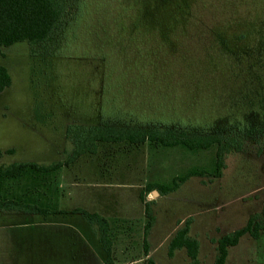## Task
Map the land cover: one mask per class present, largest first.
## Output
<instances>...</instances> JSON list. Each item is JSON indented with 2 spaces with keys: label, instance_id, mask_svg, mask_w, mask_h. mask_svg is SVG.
Segmentation results:
<instances>
[{
  "label": "rangeland",
  "instance_id": "374dc122",
  "mask_svg": "<svg viewBox=\"0 0 264 264\" xmlns=\"http://www.w3.org/2000/svg\"><path fill=\"white\" fill-rule=\"evenodd\" d=\"M68 1L50 46L0 48L11 78L0 93V165L62 162L72 149L69 125L140 123L233 142L220 177L216 146L123 142L100 144L55 172L0 178V200L60 213L0 211V264H104L96 224L74 209L108 221L112 264H190L183 249L167 254L186 220L199 243L197 264H213L215 241L264 205V0H185V26L156 45L131 28L133 19L114 26L126 0ZM191 172L203 175L166 195L145 190ZM143 203L154 217L147 251ZM225 264H264V231L243 235Z\"/></svg>",
  "mask_w": 264,
  "mask_h": 264
},
{
  "label": "trees",
  "instance_id": "16d2710c",
  "mask_svg": "<svg viewBox=\"0 0 264 264\" xmlns=\"http://www.w3.org/2000/svg\"><path fill=\"white\" fill-rule=\"evenodd\" d=\"M83 1V0H82ZM75 2L76 16L82 12L83 2ZM185 0H126L121 1L123 11L119 16L122 21H115L114 26L119 22L126 23L132 20L131 28L139 32V35L147 36L146 42L154 41V44H166V38L171 37L178 27H184V21L188 17V7ZM128 2V3H127ZM69 4L67 0H0V48H8L19 42H25L28 46H50V40L55 32L62 26L65 16V8ZM130 12V14L128 13ZM133 17H132V13ZM182 20V25H181ZM184 24V25H183ZM119 27V26H118ZM160 36L163 40H160ZM154 39V40H152ZM159 39V40H158ZM159 42V43H157ZM151 45V44H150ZM52 47V46H51ZM54 54V53H53ZM11 85V78L7 69L0 65V93ZM112 119V118H111ZM113 120H116L113 118ZM136 125H94L81 126L69 125L65 131V138L70 143L72 149L70 154L62 162L51 165H38L35 163H11L9 165H0V178H19L27 171L38 173L55 172L75 162L82 155H95L100 144H118L127 142L130 145H141L146 142L159 143L164 147H173L183 145L186 148L207 149L216 146L215 152V177L221 176L224 168V150L226 146H231L232 139L227 140L221 135L210 134H188L178 132L175 129L160 130L151 129ZM11 152V151H10ZM1 158V153H0ZM203 173L191 172L183 177L174 178L170 187L159 184H149L145 190L148 192L157 191L161 195H166L175 191L178 186L188 177ZM142 199V197L140 196ZM144 205V218L146 223L143 229V248L146 249V238L153 226L154 217L147 203ZM0 211L16 212L21 214H35L44 217L52 216L57 213L48 209L39 208L36 205L26 204L15 200H0ZM71 213L82 215L90 224H96L99 242L105 253L104 264H112L111 242L108 239L109 224L108 221L96 213H88L83 209H74ZM260 217V221L259 220ZM189 220L183 223L170 239L167 254L172 257L174 251L183 249L190 264H197V254L199 243L191 238L189 233ZM264 231V205L260 216L250 218L247 224L232 233L221 237L215 241L216 257L213 264H225L228 249L237 245L243 235H249L252 239H258L261 232ZM147 264H157L148 259Z\"/></svg>",
  "mask_w": 264,
  "mask_h": 264
},
{
  "label": "crops",
  "instance_id": "0c3cea01",
  "mask_svg": "<svg viewBox=\"0 0 264 264\" xmlns=\"http://www.w3.org/2000/svg\"><path fill=\"white\" fill-rule=\"evenodd\" d=\"M23 176V175H22ZM21 176V177H22ZM20 178V177H19ZM16 179H18V178H16ZM40 208H43V209H48V208H44V207H40ZM109 224V223H108ZM97 242H98V244H99V246L101 247V244H100V242H99V235H98V237H97ZM102 251H103V249H102ZM103 253H104V251H103Z\"/></svg>",
  "mask_w": 264,
  "mask_h": 264
},
{
  "label": "water",
  "instance_id": "95a60500",
  "mask_svg": "<svg viewBox=\"0 0 264 264\" xmlns=\"http://www.w3.org/2000/svg\"><path fill=\"white\" fill-rule=\"evenodd\" d=\"M153 194H156V192H155V191H153Z\"/></svg>",
  "mask_w": 264,
  "mask_h": 264
}]
</instances>
